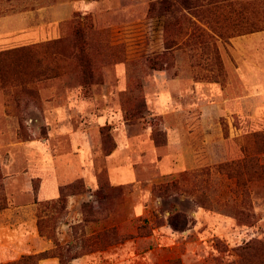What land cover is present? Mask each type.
I'll return each mask as SVG.
<instances>
[{
  "label": "rangeland",
  "instance_id": "obj_1",
  "mask_svg": "<svg viewBox=\"0 0 264 264\" xmlns=\"http://www.w3.org/2000/svg\"><path fill=\"white\" fill-rule=\"evenodd\" d=\"M188 1L194 7L189 11L172 7L174 0H0V29L21 24V35L38 33L33 42L0 49H18L0 69V142L6 146L0 155V210L32 201L17 191L25 185L19 175L26 165L23 144L46 143L58 127L75 128L79 134L47 143L75 162L72 139L94 142L87 163L97 186L78 180L60 198L38 203V230L40 223L42 237L54 246L50 252L64 264L92 252L97 238L105 250L148 235L177 213L186 215L189 229L199 208L223 214L245 231L230 247L199 229L220 253L217 264L239 262L241 247L251 248L249 254L264 247V184L256 173L264 165V111L254 118L251 111L227 116L208 108L230 83L228 63L255 64L264 73V0ZM11 18L16 22H7ZM177 78L197 85L201 106L191 118L172 113L166 121L191 122L201 133L207 128L213 163L171 176L149 163L139 182L112 185L107 156L116 145L115 129L129 135L148 130L157 146H165V117L157 113L156 97L163 82ZM246 106L253 109V100ZM174 182L179 189L166 190ZM38 185L33 180L35 191ZM139 201L149 210L141 220L133 218ZM123 226L130 234L122 235ZM109 229L114 231L104 233ZM245 264L261 263L249 258Z\"/></svg>",
  "mask_w": 264,
  "mask_h": 264
},
{
  "label": "crops",
  "instance_id": "obj_2",
  "mask_svg": "<svg viewBox=\"0 0 264 264\" xmlns=\"http://www.w3.org/2000/svg\"><path fill=\"white\" fill-rule=\"evenodd\" d=\"M11 19L7 22H16L15 18ZM20 25L17 24L18 27L15 29L11 27L8 30L1 27L0 49L9 44L33 42L38 38V33L35 31L21 35ZM227 69L231 75L230 83L227 88L220 89V92L216 91L217 95L211 97L216 101H213L208 108L216 106L219 115L229 116L236 113L245 116L251 111L254 113V118L262 117L260 115L264 111L262 68H257L255 64L228 63ZM248 71H252L253 74ZM184 87H188L189 90L185 91ZM196 88L197 85L191 82L185 86V81L181 78L162 83L156 103L157 113L165 117L164 131L167 134L165 146H157L148 130L129 135L125 132L127 130L115 129L116 148L107 156L112 185L125 186L139 182L143 170L149 163L155 166V170L161 176L188 172L213 163L210 161L211 157H208V145L212 144L213 136L207 128H203L204 133H201V130L198 131L191 122L187 125V122L172 124L166 121V116L172 113L176 118L185 113L192 117V113L201 106V102L197 100ZM251 100L254 103L253 109L247 110L246 104ZM206 111H203V115L208 118ZM3 131L6 132V129ZM11 131L10 129L9 132ZM75 134H79L75 128L58 127L55 128V133L51 131L46 143L38 140L23 144L26 165L19 175L24 179L25 185L23 189L17 191L22 190L20 194L31 198L32 201L28 204H11L9 208L0 210V264H8L25 256L53 250L51 241L42 237L38 230L39 202L60 198L61 188L78 180H82L90 188L97 186L96 174L89 164V155L93 150L94 142L90 139L75 141L72 139V145L77 152L73 154L75 162L71 160L72 156L68 152L59 153L47 146V143L52 144L54 139H57V135L64 139L68 135ZM197 140L199 143L196 142ZM5 149L6 146L0 142L1 156ZM10 165L4 164V167L8 168ZM33 180L39 181L36 191ZM17 191L13 192L16 196ZM148 213L145 204L139 201L134 209L133 218L145 219ZM191 217L195 221L194 225L183 232L174 231L166 221L165 224L155 226L148 235L126 239L105 250H93L74 259L72 264H175L176 261H180L181 264H217L214 256L220 253L212 246L213 241L198 233L199 229L205 230L212 238L225 241L230 247L244 236L245 231L235 228L227 216L216 211L199 208L192 212ZM85 229L88 231L89 226ZM127 232L130 234L123 226L122 235ZM87 235L90 233L87 232ZM43 238L49 242L44 243ZM39 264H60V258H44Z\"/></svg>",
  "mask_w": 264,
  "mask_h": 264
},
{
  "label": "trees",
  "instance_id": "obj_3",
  "mask_svg": "<svg viewBox=\"0 0 264 264\" xmlns=\"http://www.w3.org/2000/svg\"><path fill=\"white\" fill-rule=\"evenodd\" d=\"M212 3H214V2L208 3V6L212 5ZM217 3H218V1H216L215 4L217 5ZM177 5L181 6L183 8V11H189L191 9H194L193 5L191 6V3L188 0H174V2L172 4V7H176ZM175 10L177 11V8H175ZM79 25H80V23H76L75 32H78L80 30ZM13 53L14 54L18 53V49L17 50H13V51L0 53V69H1V64L5 60H8L7 57L9 55H12ZM2 60H4V61H2ZM9 60H11V59H9ZM115 148H116V145H115L114 149ZM112 151L109 154H111ZM256 173L258 174L259 179L264 184V165H258ZM73 184H71V185H73ZM69 186L70 185L61 188V196H62L63 189H68ZM169 188L178 190L179 189L178 183L174 182L171 186L166 187V190L169 189ZM168 223L171 226V228L174 231H176V232H183V231L187 230V227H188L187 217H186L185 214H181V213H177L174 216L171 215V217L168 220ZM112 231H114V230H112V229L110 230L109 229V230L104 231V233H107V232L110 233ZM39 232L41 233V236H42L43 230H42V227H41L40 223H39ZM97 241L101 242L102 240H101V238L100 239L97 238ZM100 242H99V244H97V243L94 244L95 247L93 248V250H98V249L102 250L103 249L101 247L102 244ZM249 250H251V248H248L246 246L237 249L236 251L239 252L240 261L237 262V263H230V264H245L246 262L249 263V258L255 259L256 261H258V263L264 264V247L254 249L252 254L248 253ZM83 254H86V253H80L79 255L70 258L69 262L71 263V261H73L74 259L80 257ZM48 257H59L60 258V264H64L63 259H62V257L60 255H55V254H53L51 252H45V253H41V254H37V255L25 256L22 259H20L18 261H15V262H13L11 264H35V263L39 264L40 260H42L44 258H48ZM175 264H181V262L180 261H176Z\"/></svg>",
  "mask_w": 264,
  "mask_h": 264
}]
</instances>
